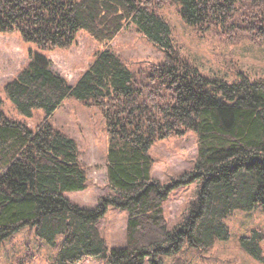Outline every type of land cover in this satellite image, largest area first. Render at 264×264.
Masks as SVG:
<instances>
[{"label":"trees","instance_id":"16d2710c","mask_svg":"<svg viewBox=\"0 0 264 264\" xmlns=\"http://www.w3.org/2000/svg\"><path fill=\"white\" fill-rule=\"evenodd\" d=\"M167 4L202 32L232 42L264 40V0H0V33H18L41 51L72 45L83 31L100 44L133 26L163 52L149 69L131 70L114 52L99 51L70 84L40 52L3 86L23 118L37 111L34 128L2 111L0 96V249L23 227L54 249L48 264H165L163 255L188 248L206 251L228 240L225 220L236 210L264 211V78L234 83L202 75L174 44L160 15ZM99 109L105 120L109 193L93 208L72 203L66 192L86 188L74 139L50 122L66 100ZM193 132L194 166L169 183L152 175L153 143ZM197 183L185 218L169 229L163 204L176 188ZM109 207L127 213L125 244L108 248L97 221ZM255 231L240 239L262 259Z\"/></svg>","mask_w":264,"mask_h":264},{"label":"rangeland","instance_id":"374dc122","mask_svg":"<svg viewBox=\"0 0 264 264\" xmlns=\"http://www.w3.org/2000/svg\"><path fill=\"white\" fill-rule=\"evenodd\" d=\"M160 15L172 29L174 44L209 78L234 83L247 77L250 81L264 78V40L232 42L210 31L202 32L188 25L179 13V7L167 4ZM108 48L131 70H145L157 65L163 52L152 45L135 27L128 26L112 41L100 44L83 31L77 33L72 45L63 49L41 51L34 43L22 40L18 33H0V96L4 99L2 111L13 120L24 122L34 129L43 119L37 111L32 118H23L5 98L3 86L26 66L30 52L43 53L54 72L73 84L88 68L95 55ZM54 127L75 140L79 160L86 172V188L66 192L65 196L82 208H93L110 191L107 186L105 156L107 132L99 109L85 106L75 99H66L50 117ZM150 154L154 160L152 175L162 183H169L185 171H190L196 159L197 140L193 132L171 136L153 143ZM198 184L192 183L174 189L163 204L168 228L172 229L185 218L187 208L196 199ZM127 213L109 207L97 221L101 236L108 248L125 244ZM230 236L217 241L212 248L201 251L188 248L185 243L180 253L163 255L165 264H264V211L255 207L250 211L236 210L225 220ZM258 233L257 244L262 259L254 258L240 246L242 237ZM54 249L26 226L5 238L1 243L0 264H48ZM77 264H102L91 258ZM143 264H150L145 258Z\"/></svg>","mask_w":264,"mask_h":264}]
</instances>
